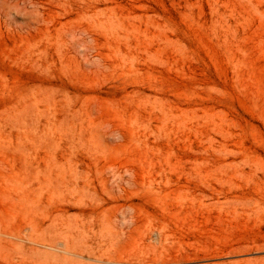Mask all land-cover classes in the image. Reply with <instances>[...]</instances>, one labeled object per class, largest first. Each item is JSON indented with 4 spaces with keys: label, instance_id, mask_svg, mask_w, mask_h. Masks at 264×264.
Listing matches in <instances>:
<instances>
[{
    "label": "rangeland",
    "instance_id": "374dc122",
    "mask_svg": "<svg viewBox=\"0 0 264 264\" xmlns=\"http://www.w3.org/2000/svg\"><path fill=\"white\" fill-rule=\"evenodd\" d=\"M70 201L104 260L264 264V0H0V264H78L34 250Z\"/></svg>",
    "mask_w": 264,
    "mask_h": 264
},
{
    "label": "bare ground",
    "instance_id": "6f19581e",
    "mask_svg": "<svg viewBox=\"0 0 264 264\" xmlns=\"http://www.w3.org/2000/svg\"><path fill=\"white\" fill-rule=\"evenodd\" d=\"M72 202L54 206L51 204L50 208L47 204L48 207H45L46 209L44 210L38 202H34V211L40 209L41 212L39 219H35L36 216H34V250L38 251L42 261L57 260L59 258L67 259L69 256H75V258H81V260H78V264H133L134 260H104L100 257L102 254L95 253L92 255L90 253L92 250L101 252V248L104 249V245H107L104 235L95 229L98 225L102 226V228L106 227L109 222L99 212L100 206L79 208L76 202ZM73 209H78L79 212L72 214L71 210ZM127 221L123 223L124 225L127 224L126 227L124 229L120 228L121 232L136 227L139 223V217L135 213H129ZM31 236L33 235L31 234ZM147 239L154 243L163 244L167 241V234L162 231L161 226L155 225L150 228ZM135 261L138 264H160L166 262L161 258L147 257H137Z\"/></svg>",
    "mask_w": 264,
    "mask_h": 264
}]
</instances>
